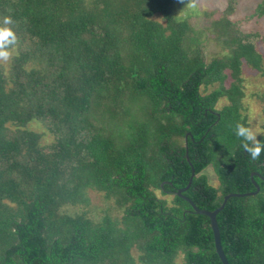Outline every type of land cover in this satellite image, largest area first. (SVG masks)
<instances>
[{
    "label": "trees",
    "instance_id": "16d2710c",
    "mask_svg": "<svg viewBox=\"0 0 264 264\" xmlns=\"http://www.w3.org/2000/svg\"><path fill=\"white\" fill-rule=\"evenodd\" d=\"M180 1L0 0L16 36L0 65V264H223L211 219L178 196L193 171L182 195L201 210L256 193L217 223L230 264H264V152L253 160L235 135L242 66L264 74V35L232 5L197 29ZM91 192L113 206L96 214Z\"/></svg>",
    "mask_w": 264,
    "mask_h": 264
},
{
    "label": "rangeland",
    "instance_id": "374dc122",
    "mask_svg": "<svg viewBox=\"0 0 264 264\" xmlns=\"http://www.w3.org/2000/svg\"><path fill=\"white\" fill-rule=\"evenodd\" d=\"M259 3L260 0H181L177 3V15L179 17L190 16L191 24L197 27V29H203L232 5L234 12H232L231 18L234 21H240L244 32L260 33L264 35V18L259 19L253 17ZM192 4H195L194 8L190 7ZM213 13H215L213 17H207L209 14ZM257 43V49L263 56L264 69V42L259 40ZM207 51L208 54L206 56L208 59L214 55L216 57V55L221 52L220 47L214 43L208 45ZM10 53L11 58L8 61H0V65H4L7 69L10 68L11 60L14 56V52ZM242 78V88L244 92V111H242V113L247 119L248 128H251L256 133L257 139L259 140L264 134V74L256 71L245 63L242 66ZM230 85L231 80H228L226 86L230 87ZM218 86L217 84L211 87L210 91ZM227 104H229V102L226 99L222 100L218 108H222ZM28 129L40 134L44 144L53 143V136L49 134L40 123H31ZM207 175L210 177L212 185L217 186L218 183L212 169L207 171ZM157 194L161 199L171 201V197L163 196L160 191H158ZM90 197L92 201V210L98 215H100L101 211L104 209L113 206L112 204H107L103 196L96 192H91ZM118 214L121 216V213ZM178 264H184L183 257L178 260Z\"/></svg>",
    "mask_w": 264,
    "mask_h": 264
},
{
    "label": "clouds",
    "instance_id": "9594fccd",
    "mask_svg": "<svg viewBox=\"0 0 264 264\" xmlns=\"http://www.w3.org/2000/svg\"><path fill=\"white\" fill-rule=\"evenodd\" d=\"M190 7L194 8L195 4L190 5ZM10 24H12L11 18L6 17L3 20V25L5 26H0V61L4 62L11 58V53L8 49L16 43L15 33L10 27H6V25ZM235 135L238 138H242L241 147L253 160L258 159L261 153L264 152V141L258 140L256 133L251 128L237 124Z\"/></svg>",
    "mask_w": 264,
    "mask_h": 264
},
{
    "label": "water",
    "instance_id": "95a60500",
    "mask_svg": "<svg viewBox=\"0 0 264 264\" xmlns=\"http://www.w3.org/2000/svg\"><path fill=\"white\" fill-rule=\"evenodd\" d=\"M194 176H195V171H193V175H192V178H191L189 185L185 189L180 190L178 192V196L184 197V199H186L188 202H190L196 213L206 215L211 219L212 229H213L214 237H215L216 251H217V253H218L223 264H230L226 254L224 252L223 246H222L220 230H219V226L217 223V215L224 209L227 201L230 198H232V197H246V196H250V195H255L256 193L247 194V195H240V194L229 195V196L225 197V200H224L222 206L219 209H217L216 211L211 212V211L201 210L189 198L182 195L183 192L187 191L191 187L192 180H193ZM255 185L259 189V187L256 183H255Z\"/></svg>",
    "mask_w": 264,
    "mask_h": 264
},
{
    "label": "bare ground",
    "instance_id": "6f19581e",
    "mask_svg": "<svg viewBox=\"0 0 264 264\" xmlns=\"http://www.w3.org/2000/svg\"><path fill=\"white\" fill-rule=\"evenodd\" d=\"M187 155H188V153H187ZM208 169V168H207Z\"/></svg>",
    "mask_w": 264,
    "mask_h": 264
}]
</instances>
